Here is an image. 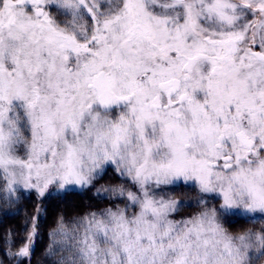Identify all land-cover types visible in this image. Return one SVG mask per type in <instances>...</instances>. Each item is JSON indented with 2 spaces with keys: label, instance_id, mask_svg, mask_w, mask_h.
<instances>
[{
  "label": "snow or ice",
  "instance_id": "snow-or-ice-1",
  "mask_svg": "<svg viewBox=\"0 0 264 264\" xmlns=\"http://www.w3.org/2000/svg\"><path fill=\"white\" fill-rule=\"evenodd\" d=\"M109 167L131 187L59 217L51 264L264 258V228L228 227L264 221V0H0V200L88 188ZM181 186L199 195L177 218ZM42 211L4 238L9 260L30 264Z\"/></svg>",
  "mask_w": 264,
  "mask_h": 264
},
{
  "label": "trees",
  "instance_id": "trees-1",
  "mask_svg": "<svg viewBox=\"0 0 264 264\" xmlns=\"http://www.w3.org/2000/svg\"><path fill=\"white\" fill-rule=\"evenodd\" d=\"M111 181L116 184L124 180L119 177L114 169H109L103 179L97 181L94 186L82 190L53 192L42 199H38L35 192H24L19 197L18 202L11 204L0 200V260H3L4 264H16V261L9 260L5 256L7 247L4 244V238L10 231L15 234L14 238L17 241L25 237L27 235L25 224L27 223L30 226L33 223L32 218L36 216V210L39 207L46 211L41 212L39 236L35 239V252L31 257L30 264H51L50 259L45 255V251L51 242L48 233L56 227L59 217L63 216L66 221H70L74 217L83 216L88 212L111 206V201L99 195L97 196L94 192L95 186H106ZM195 194V189H186V187L181 186L176 190L175 197L189 200L196 196ZM194 209L196 207L192 204L191 207H185L180 212L183 210L195 212L196 210ZM228 227L234 234L248 228L259 231L261 228H264V221L246 223L240 218H234ZM20 246L17 243L16 247L12 250L16 251ZM257 264H264V258L259 259Z\"/></svg>",
  "mask_w": 264,
  "mask_h": 264
},
{
  "label": "rangeland",
  "instance_id": "rangeland-1",
  "mask_svg": "<svg viewBox=\"0 0 264 264\" xmlns=\"http://www.w3.org/2000/svg\"><path fill=\"white\" fill-rule=\"evenodd\" d=\"M109 169H112L113 170V168H111V167H109L107 170H109ZM123 180V179H122ZM121 184V183H124V184H126V186H128V187H131V185L130 184H127V182L124 180L123 182H117L116 184H114L112 181L108 184V185H106V186H109V185H117V184ZM102 185H97V186H95V190H94V192H95V194L97 195V189L98 188H100ZM186 189H191V190H193V189H195V188H193L192 189V187H186ZM73 190H82V189H80L79 187H76L75 189H73ZM133 190H135L134 188H133ZM50 191H51V193H53V192H55L56 193V191H52L51 189H50ZM170 188H168V187H165V188H163L162 190H158V194L159 195H167V194H169L170 193ZM25 192H28L27 190H25ZM34 192V191H33ZM61 192H63V191H61ZM195 192H196V196H194L192 199H189L188 201H190L191 202V204H194L195 205V199L197 198V196L199 195V193H198V191L195 189ZM47 195V194H46ZM98 196V195H97ZM100 197H102L101 195H99ZM175 198H177V199H180V198H178V197H175ZM196 207V206H195ZM194 210H197V209H194ZM193 210V211H194ZM192 214H194V212H188L187 210H183L182 212H180V214H179V216H177V218H180L181 216H186V215H192Z\"/></svg>",
  "mask_w": 264,
  "mask_h": 264
}]
</instances>
